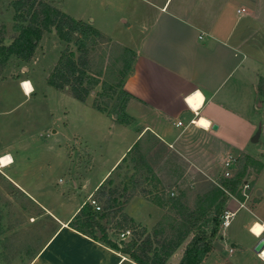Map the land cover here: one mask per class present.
<instances>
[{"label":"crops","instance_id":"0c3cea01","mask_svg":"<svg viewBox=\"0 0 264 264\" xmlns=\"http://www.w3.org/2000/svg\"><path fill=\"white\" fill-rule=\"evenodd\" d=\"M133 2L135 6L128 11L129 19L121 17L116 38L94 28L133 53L130 74L122 84V90L128 95L123 114L130 123L120 125L115 116L97 112L89 96L80 103L83 115L80 129L84 135L79 140L84 149L81 164L67 168L70 187L60 191L59 200L56 198L59 205L64 196L72 203L63 211L53 208L54 203L43 201L40 195L37 199L10 179L52 224L49 235L32 257L27 258L26 264H134L67 224L80 206L89 202L95 189L132 145L144 140L147 134L203 175L216 169L226 157H252L257 153V149L251 151L249 147L264 132L255 121L261 108L259 77L263 79L261 92L264 93V57L257 55L261 45L258 39L264 35V0ZM21 82L24 81L17 82L18 87ZM19 89L23 97L29 96L21 86ZM202 120L207 122L204 127L198 124ZM212 126L216 129L212 130ZM103 128L108 133L117 131L122 143L114 147L112 155L110 150L104 161L100 157V163L97 160L95 163L86 141L94 131L102 134ZM256 132L254 144L251 139ZM4 156L10 155L0 153V158ZM163 210L141 197H133L123 212L149 233L164 217ZM225 211L232 214L229 225L211 241L209 252L199 264H264L252 252L257 241L264 240V233L256 237L250 231L257 222L264 225L261 191L255 190L253 198L248 195L242 201L228 195L223 206ZM182 250L178 247L166 263L178 264Z\"/></svg>","mask_w":264,"mask_h":264},{"label":"rangeland","instance_id":"374dc122","mask_svg":"<svg viewBox=\"0 0 264 264\" xmlns=\"http://www.w3.org/2000/svg\"><path fill=\"white\" fill-rule=\"evenodd\" d=\"M11 1L0 0V44L4 46L17 34V25L12 20L13 12L9 7ZM46 1L72 19L88 23L108 37L115 38L121 25V17L129 19L128 11L135 6L133 0ZM121 4L125 7H118ZM258 41L261 45L257 55L262 58L263 33ZM255 44L253 42V47ZM63 46L53 33L44 34L29 62L21 63L10 58L0 64V153L6 152L12 157V163L6 169L0 168V264H26L27 256L44 242L52 228L51 220L40 215V209L23 193H19L10 179L19 183L34 197L40 195L43 201L53 202L52 207L60 208V211L72 204L64 196L59 205L56 198L61 190L70 187L67 168H74L82 161L84 146L79 140L84 135H81L80 129L82 107L67 93L56 91L45 83ZM121 48L124 47L106 37L91 48L89 71L95 75L99 73L100 76L97 77L98 85L89 94V100L97 98L101 92V84L112 87L115 85L122 65ZM71 49L75 52L73 47ZM262 72L264 73L263 69ZM27 79L35 90L28 97H23L19 89L23 82L19 83V87L17 82H25ZM258 79L261 108L256 113L255 121L257 126L264 129V93L261 92L263 79ZM98 102L106 101L98 99ZM119 104L120 101L115 96L111 97L107 103L108 111ZM100 131L102 134L97 135L94 131L93 136L91 134V138L88 137L86 141L95 163L100 157L104 161L109 156V151L111 150L112 155L114 147L116 149L122 143L117 131L111 130L108 133L104 128ZM249 148L251 151L257 149V153L254 152L252 157H226L216 169L203 175L188 167L168 149L162 148L153 138L146 136L140 142L139 150L153 177L144 170L133 171L131 164L126 162L117 172V177L113 176L112 184L117 185L123 178L128 179L131 174H136L140 182L138 188L150 191L149 198L154 194L162 195L163 200L176 197L179 198L178 208L190 210L196 196L205 194L211 186L219 184L223 179V163L231 159L233 164L229 175L232 177L237 170L243 171V180L249 185L245 195H249L251 199L255 190H260L264 196V132L258 142ZM245 157L249 158L248 163L245 162ZM241 192L240 189L242 197ZM232 197L236 199L235 196ZM163 211L164 217L148 234L157 230L161 232V236H168L167 226L173 212L167 208ZM242 213L243 211L240 212ZM220 231L218 229V233ZM206 232H209V228ZM188 240L189 237L179 248L183 249Z\"/></svg>","mask_w":264,"mask_h":264},{"label":"trees","instance_id":"16d2710c","mask_svg":"<svg viewBox=\"0 0 264 264\" xmlns=\"http://www.w3.org/2000/svg\"><path fill=\"white\" fill-rule=\"evenodd\" d=\"M9 7L13 12L12 20L17 25V34L8 45L0 44V64L10 58L21 63L29 62L41 37L53 33L64 46L45 83L56 91L67 93L79 103L85 102L90 92L98 85L97 77L100 76L99 73L95 75L89 71L90 50L97 41L104 40V36L90 24L72 19L46 0H12ZM120 51L122 65L115 85L112 87L101 84V92L92 100L91 106L97 112L115 116L118 124L127 125L130 119L123 114V106L128 95L122 90V84L130 74L133 53L126 48H121ZM113 96L120 104L109 112L107 103ZM98 99H105L106 102H98ZM147 135L166 149V146L152 135ZM139 146L140 142L136 141L92 193L91 200L98 204L99 210L95 211L85 202L67 226L126 256L134 264H167L168 257L189 237L178 264H199L209 252L211 241L218 235L219 217L227 196H235L238 201H242L240 189L244 182L243 171L237 170L230 179H222L205 194L196 196L192 209H180L179 198L163 200L162 195L156 194L149 198L150 191L138 188L140 182L136 174H131L128 179L123 178L117 185L112 184L113 176L117 177V172L126 162L131 164L133 171L144 170L153 177ZM245 162H249L248 157H245ZM133 197H141L159 209L167 208L173 212L167 226L168 236H161V232L157 230H152L151 234L146 233L123 212ZM207 228L209 232H206ZM124 231L129 232L127 240H116ZM33 253L34 251L27 258L32 257Z\"/></svg>","mask_w":264,"mask_h":264},{"label":"built area","instance_id":"2783aa9c","mask_svg":"<svg viewBox=\"0 0 264 264\" xmlns=\"http://www.w3.org/2000/svg\"><path fill=\"white\" fill-rule=\"evenodd\" d=\"M177 125L179 126L180 123H177ZM232 164H233V162H232L231 159H227L223 163V168H224L223 179H230L231 178V176L229 175V171H230V168L232 167ZM247 189H248V185L246 183H243L242 187H241V191H242L241 195H242L243 198L247 197V195H245V191ZM88 203L90 204L91 207H93V209L95 211L99 210L98 205L95 203L94 200L90 199ZM231 216H232V214H230L227 211L222 212L221 216L219 217V226H218L219 230L222 231V230H224V229H226L228 227ZM128 236H129V232L128 231H124L123 233H120L118 235V240L122 241L125 237H128ZM262 251H260V253H262ZM260 253L257 254V255L260 256Z\"/></svg>","mask_w":264,"mask_h":264},{"label":"clouds","instance_id":"9594fccd","mask_svg":"<svg viewBox=\"0 0 264 264\" xmlns=\"http://www.w3.org/2000/svg\"><path fill=\"white\" fill-rule=\"evenodd\" d=\"M25 85H28L30 90L26 89ZM21 87L23 88L25 94H29L33 92L35 89L32 86L31 82H24ZM12 163V157L6 156L4 158H0V165L3 164H10ZM250 231L255 235L256 237H260L262 233H264V225H261L259 222L255 223L253 227L250 229ZM260 259L264 260V252L260 253Z\"/></svg>","mask_w":264,"mask_h":264},{"label":"water","instance_id":"95a60500","mask_svg":"<svg viewBox=\"0 0 264 264\" xmlns=\"http://www.w3.org/2000/svg\"><path fill=\"white\" fill-rule=\"evenodd\" d=\"M215 129H216V127L215 126H212V130H215ZM257 136H258V132H256L255 135L253 136V138L251 139V142L252 143H255L256 142ZM262 250H264V240L260 239L254 245V247L252 249V252L257 255Z\"/></svg>","mask_w":264,"mask_h":264},{"label":"bare ground","instance_id":"6f19581e","mask_svg":"<svg viewBox=\"0 0 264 264\" xmlns=\"http://www.w3.org/2000/svg\"><path fill=\"white\" fill-rule=\"evenodd\" d=\"M26 82V81H25ZM24 83V82H23ZM23 83H21V85L23 84ZM22 90H23V88H22ZM23 92H24V90H23ZM25 93V92H24ZM28 95H30V93L29 94H27V96ZM200 126H206V124H207V122L206 121H200L199 123H198ZM4 158V157H3ZM9 164H3V165H0V168H4L5 166H8ZM262 252H264V250L262 251Z\"/></svg>","mask_w":264,"mask_h":264},{"label":"snow or ice","instance_id":"6c2138e0","mask_svg":"<svg viewBox=\"0 0 264 264\" xmlns=\"http://www.w3.org/2000/svg\"><path fill=\"white\" fill-rule=\"evenodd\" d=\"M26 89L30 90L29 86L28 85H25ZM196 96L198 97L199 96V93H196ZM191 102V101H189Z\"/></svg>","mask_w":264,"mask_h":264}]
</instances>
